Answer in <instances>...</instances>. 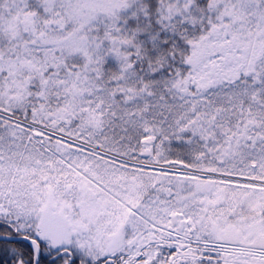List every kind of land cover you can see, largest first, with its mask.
I'll list each match as a JSON object with an SVG mask.
<instances>
[{
    "label": "snow or ice",
    "instance_id": "1",
    "mask_svg": "<svg viewBox=\"0 0 264 264\" xmlns=\"http://www.w3.org/2000/svg\"><path fill=\"white\" fill-rule=\"evenodd\" d=\"M0 264H264V0H0Z\"/></svg>",
    "mask_w": 264,
    "mask_h": 264
}]
</instances>
